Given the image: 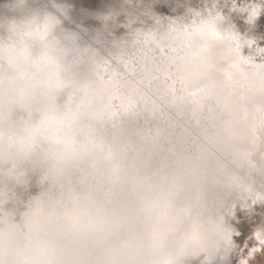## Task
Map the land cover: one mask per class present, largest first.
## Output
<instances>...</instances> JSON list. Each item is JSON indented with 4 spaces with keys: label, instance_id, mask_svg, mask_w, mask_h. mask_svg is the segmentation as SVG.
Here are the masks:
<instances>
[{
    "label": "clouds",
    "instance_id": "9594fccd",
    "mask_svg": "<svg viewBox=\"0 0 264 264\" xmlns=\"http://www.w3.org/2000/svg\"><path fill=\"white\" fill-rule=\"evenodd\" d=\"M73 9L0 3V264H259L264 0Z\"/></svg>",
    "mask_w": 264,
    "mask_h": 264
},
{
    "label": "bare ground",
    "instance_id": "6f19581e",
    "mask_svg": "<svg viewBox=\"0 0 264 264\" xmlns=\"http://www.w3.org/2000/svg\"><path fill=\"white\" fill-rule=\"evenodd\" d=\"M1 1L3 2V0H1ZM86 1L89 2V3H91L92 0H86ZM2 2H0V3H2ZM155 7H156V10L158 12H160V13H163V14H174L172 12V6L169 5V4H167V3H159ZM179 11H183V9H180ZM121 19H123V17ZM72 20H73V16H72ZM66 23H67V26L68 27L73 28V29H76L77 31H80L81 36L83 37V40L84 41H90L91 40V36L94 35V33H95V30L100 27V25H98V27L95 28V29H93V28L92 29H89L83 23H81V21H79V20H77V26L71 25L70 24V21H68ZM84 29H87L88 31L85 32ZM124 31L125 30L123 28H120L119 30H117L116 33H115V38L121 37L122 34L124 33ZM259 32H263V29L262 30H259ZM263 34H264V32H263ZM257 35H260V34H257ZM112 39H113L112 37H109L107 39H104L102 41V43H100V44H98L96 46L99 47L102 52H104L105 54H107V52L112 47V44H111ZM259 43L262 46L264 45V41L263 40H260ZM237 215L240 217V221H239L237 227L241 228V230L243 231V235L242 236L241 235L236 236L235 237V240H236L237 244L240 245V247H243L246 242L251 247L253 241H250L247 238L251 234L252 225H251V223L246 218L245 219H241V217L244 216L242 212H238ZM244 251L246 253L247 252V249H245ZM236 259L237 258H234L233 259V264H236ZM257 262H259V264H264V257L258 256L257 257Z\"/></svg>",
    "mask_w": 264,
    "mask_h": 264
},
{
    "label": "water",
    "instance_id": "95a60500",
    "mask_svg": "<svg viewBox=\"0 0 264 264\" xmlns=\"http://www.w3.org/2000/svg\"><path fill=\"white\" fill-rule=\"evenodd\" d=\"M99 1L100 0H92L91 3H89L86 0H71V2L74 4V9H73V13H72L73 20L70 21V24L77 26V20H79V21H81V23H83L89 29L97 28L98 25H100V23H99V21L94 19V17L91 15V13L96 12L99 9L105 7L107 5V3L110 2L109 1L107 3H105V2L100 3ZM0 2H2V1L0 0ZM94 4H96L94 6V8H91L90 6L94 5ZM260 24H261V27L259 28V30H262V29L264 30V17L261 18ZM259 30H258L257 34H263V33L259 32Z\"/></svg>",
    "mask_w": 264,
    "mask_h": 264
},
{
    "label": "rangeland",
    "instance_id": "374dc122",
    "mask_svg": "<svg viewBox=\"0 0 264 264\" xmlns=\"http://www.w3.org/2000/svg\"><path fill=\"white\" fill-rule=\"evenodd\" d=\"M109 1H110V0H100L99 2H100V3H103V2L107 3V2H109ZM87 4H88V3H87ZM96 4H97V3H96ZM96 4L91 5L90 7H91V8H94V6H95ZM263 31H264V30H263ZM261 33H263V32H261ZM241 219H245L244 216H242ZM238 229H239L240 235L242 236V235H243V231H242L241 228H239V227H238ZM247 239H248V238H247Z\"/></svg>",
    "mask_w": 264,
    "mask_h": 264
}]
</instances>
